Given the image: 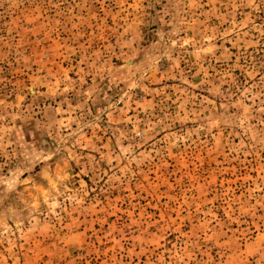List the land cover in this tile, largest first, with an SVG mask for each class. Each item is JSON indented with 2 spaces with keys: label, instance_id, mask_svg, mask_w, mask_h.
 Masks as SVG:
<instances>
[{
  "label": "rangeland",
  "instance_id": "1",
  "mask_svg": "<svg viewBox=\"0 0 264 264\" xmlns=\"http://www.w3.org/2000/svg\"><path fill=\"white\" fill-rule=\"evenodd\" d=\"M0 264H264V0H0Z\"/></svg>",
  "mask_w": 264,
  "mask_h": 264
}]
</instances>
